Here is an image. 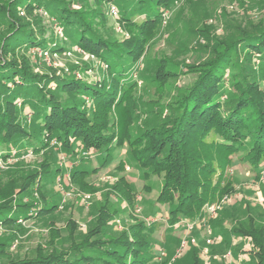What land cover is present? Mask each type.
<instances>
[{"label":"trees","instance_id":"trees-1","mask_svg":"<svg viewBox=\"0 0 264 264\" xmlns=\"http://www.w3.org/2000/svg\"><path fill=\"white\" fill-rule=\"evenodd\" d=\"M92 1L100 7L75 8L73 0H0V154L3 159L20 158L28 152L49 154L55 142L64 155L73 159L72 177L76 179L110 166L120 155L117 148L124 147L126 158L120 159L117 168L121 170L125 161H131L146 179L159 178L161 187L152 211L156 213L165 206L168 215L161 216H168L172 224L194 218L206 205L223 203L234 187L232 179H227V171L234 165L233 156L237 153L245 151L239 160L248 162L254 178L261 180L264 78L242 66L241 52L251 61L258 58L264 68V19L252 29L230 33L228 41H223L195 69L194 82L180 101L172 105L170 115L140 129L133 122L136 116L133 92L137 83L130 75V66L142 55L147 37L163 22L165 10L179 0ZM112 3L119 7L121 21L131 29L129 39H114L99 27L97 17L105 12L102 6ZM20 9L30 15L43 9L62 27L69 45L81 46L106 66L105 78L90 82L75 76L48 77L35 72L28 56L33 47L47 50L51 55L67 48L62 41L45 37V30L33 28V22L39 24V20L25 21ZM135 15H140L142 20L136 21ZM78 34L79 39L71 43ZM61 93H67L68 99L61 98ZM90 98L91 107H88ZM26 107L32 113L29 118L33 121L32 129L24 112ZM80 148L102 153L99 165L86 169L91 158L86 160L82 154L80 157ZM45 157L41 175L34 171L22 181H13L21 188L18 193L0 190L1 225L12 227L19 219L30 221L59 212L62 196L48 199L43 193L47 183L43 178L59 176L62 168L50 156ZM35 191L41 193L38 198ZM33 200L41 203L38 205ZM102 205H105L104 216L101 214L92 223L82 240L72 241L67 247L40 248L26 261L15 259V264H153L156 250L155 239L151 238L161 224L158 218L153 222L140 220L121 232H111L108 220L120 210ZM216 224H212L216 230L213 236L251 235L261 255H252L244 264H264V226L254 229L239 220L229 228ZM191 259V264H202L200 255H191ZM187 262V257H180L175 264Z\"/></svg>","mask_w":264,"mask_h":264},{"label":"rangeland","instance_id":"rangeland-1","mask_svg":"<svg viewBox=\"0 0 264 264\" xmlns=\"http://www.w3.org/2000/svg\"><path fill=\"white\" fill-rule=\"evenodd\" d=\"M113 6L116 13L112 9ZM73 7L95 9L100 6L92 0H73ZM102 7L105 12L97 17L101 31L112 35L114 39H129L132 35L131 29L121 21L119 7L114 3ZM20 11L25 21L34 18L39 20V24L33 22V28L42 29L43 32L45 30V37L62 41L67 48L62 53L51 55L44 54L45 50L33 47L28 56L35 72L48 77L75 76L90 82L97 79L102 81L105 78L106 66L81 46L69 45L70 40L65 37L62 27L54 22V19H50L43 9L34 11L31 15L27 10ZM262 19L264 0H179L165 10L163 22L150 33L144 42L142 55L130 66V75L137 83L133 92L135 126L141 129L156 124L160 117H168L172 105L180 101L194 82V71L200 63L208 58L216 47H220L223 41H228L230 33L252 29ZM135 20L140 22L142 17L135 15ZM78 39L79 34L75 39H71V43ZM241 53L242 66L245 65L247 71L259 78H264L263 64L259 59L254 58L251 61L244 52ZM157 73L159 75L155 77ZM262 83L264 84V81ZM60 96L66 100L69 97L67 93H61ZM91 99L87 100L88 107H91ZM88 107L85 106L86 109ZM24 112L27 113L32 129L34 125L33 121L29 120L32 117L29 107H26ZM212 138L213 135L210 136L211 140ZM117 149L120 155L110 166L89 177L76 179L72 177L73 159L64 155L61 146L55 142L49 154L28 152L20 158L4 159L0 164L1 191L11 190L18 193L21 188L15 186L13 181H22L34 171L41 175L42 161L45 156H50L51 160L62 168V172L59 176L52 174L49 178L44 174L43 181L47 183L43 187V193L50 200L60 196L62 198L56 215L30 221L19 219L12 227L0 224V264H15L17 258L26 261L35 256L37 251H41L40 248L67 247L72 241L82 240L86 232L93 227L92 223L101 214L104 216L105 205L102 204L120 210L116 216L111 214L110 218L108 217V230L111 232H121L140 220L153 222L158 218L161 224L155 232V237L151 238L155 239L156 250L153 264H175L180 257H187V263L191 264V255L195 254L200 255L202 264H244L252 255H261V249L255 245L249 234L244 237L230 233L213 236V233H216L212 227L213 223L229 228L239 220L254 229L264 226V170L262 179L257 181L249 163L239 160L245 151L233 156L234 165L227 171V179L231 178L234 183L232 191L227 193L223 203L210 204H220L215 212L204 207L201 213L189 219L192 221L193 230L188 239H195V242L189 241L186 250L172 262L182 239L187 236L184 226L181 223L172 224L168 216H161L163 213L168 215L165 206L156 213L152 211L161 181L156 176L146 179L138 168L130 164L131 161H125L123 168L118 169L120 159L126 158L127 149ZM78 152V155H83L86 160L91 158L86 169L98 166L102 159V153L99 154L96 149L80 148ZM122 176L124 178L121 180ZM217 176L214 175V179ZM35 192L38 198L41 193ZM33 203L39 205L41 201L33 200ZM208 230L212 232L209 234ZM210 238L216 239L208 242ZM4 240L7 244L1 243ZM170 245L172 248H169ZM262 249L264 254V245ZM161 250L166 253L162 263L157 260Z\"/></svg>","mask_w":264,"mask_h":264},{"label":"built area","instance_id":"built-area-1","mask_svg":"<svg viewBox=\"0 0 264 264\" xmlns=\"http://www.w3.org/2000/svg\"><path fill=\"white\" fill-rule=\"evenodd\" d=\"M113 11L116 13V9H115V7L113 6ZM48 53H50L49 51H47V50H45V52H44V54H48ZM64 159H65V157H64ZM3 157H2V155L0 154V164L1 163H3ZM227 197V196H226ZM226 197H224V199L221 201V202H223L225 199H226ZM220 207V204L219 205H217V206H211V205H207L206 206V208H207V210H209V211H211V212H215L216 211V209L217 208H219ZM192 221H190L189 219H184L182 222H181V224L184 226V229H185V234L187 235L186 237H184L183 239H182V243H181V246H180V248L178 249V251H177V254H176V257L174 256L173 258H172V262L173 261H175L176 260V258L178 257V256H180L185 250H186V248L188 247V244H189V241L190 242H195V239H188L191 235H190V232H192V230H193V224L191 223ZM208 233L210 234L211 233V230H208ZM216 238H214V239H212V240H215ZM212 240H211V238L210 239H208V242H212ZM166 256V253H165V251L164 250H161L160 251V253H159V255H158V258L159 259H157V260H159L160 261V263H162V261L161 260H163V258Z\"/></svg>","mask_w":264,"mask_h":264},{"label":"crops","instance_id":"crops-1","mask_svg":"<svg viewBox=\"0 0 264 264\" xmlns=\"http://www.w3.org/2000/svg\"><path fill=\"white\" fill-rule=\"evenodd\" d=\"M218 230V229H217ZM216 231V230H215ZM168 242V241H167ZM169 248H172V245L169 246Z\"/></svg>","mask_w":264,"mask_h":264}]
</instances>
